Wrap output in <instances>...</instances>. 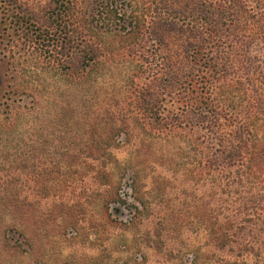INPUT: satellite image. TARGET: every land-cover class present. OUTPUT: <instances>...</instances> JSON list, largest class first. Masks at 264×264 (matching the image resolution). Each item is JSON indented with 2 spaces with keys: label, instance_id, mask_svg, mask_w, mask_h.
<instances>
[{
  "label": "rangeland",
  "instance_id": "374dc122",
  "mask_svg": "<svg viewBox=\"0 0 264 264\" xmlns=\"http://www.w3.org/2000/svg\"><path fill=\"white\" fill-rule=\"evenodd\" d=\"M74 3L76 28L89 20L105 26L90 15L101 0ZM239 3V24L264 26V0ZM3 6L0 239L8 223L11 247L0 249V264H264V175L223 165L201 127L178 135L145 129L128 95L124 56L87 78L67 77L33 53ZM243 60L254 84L246 80L247 94L264 97V46ZM28 81L35 89L24 90ZM20 95L28 107L14 112ZM108 122L129 123L110 147L100 137ZM220 134L214 138L231 144ZM210 157L219 168L209 169Z\"/></svg>",
  "mask_w": 264,
  "mask_h": 264
},
{
  "label": "trees",
  "instance_id": "16d2710c",
  "mask_svg": "<svg viewBox=\"0 0 264 264\" xmlns=\"http://www.w3.org/2000/svg\"><path fill=\"white\" fill-rule=\"evenodd\" d=\"M0 1L17 35L67 77L87 78L112 58L125 57L128 95L145 129L178 135L188 125L201 127L223 165L245 176L264 175V97L257 90L247 94L246 80L254 85L251 68L240 61L242 56L248 60L255 44L264 46V26L239 24L240 0H128L126 7L101 0L90 15L106 27L89 20L80 30L74 26L75 0ZM87 25L96 29L85 32ZM23 87L35 89L31 81ZM174 98L178 104L167 108V100ZM12 101L14 112L28 107L22 95ZM108 123L100 137L110 147L116 134L128 133L129 123ZM4 125L0 119V128ZM222 132L231 144L214 138ZM99 148L100 142L94 149ZM217 158H209V169L220 167ZM7 224L1 230L4 251L11 247Z\"/></svg>",
  "mask_w": 264,
  "mask_h": 264
}]
</instances>
